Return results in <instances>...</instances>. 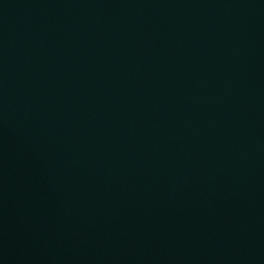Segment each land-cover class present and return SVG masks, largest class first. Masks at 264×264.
I'll use <instances>...</instances> for the list:
<instances>
[{"label": "water", "instance_id": "95a60500", "mask_svg": "<svg viewBox=\"0 0 264 264\" xmlns=\"http://www.w3.org/2000/svg\"><path fill=\"white\" fill-rule=\"evenodd\" d=\"M0 264H264V0H0Z\"/></svg>", "mask_w": 264, "mask_h": 264}]
</instances>
